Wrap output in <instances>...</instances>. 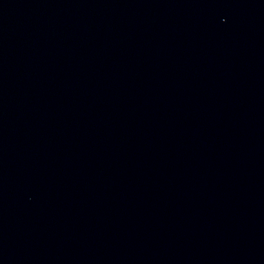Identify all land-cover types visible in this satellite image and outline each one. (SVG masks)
Segmentation results:
<instances>
[{
	"label": "water",
	"instance_id": "1",
	"mask_svg": "<svg viewBox=\"0 0 264 264\" xmlns=\"http://www.w3.org/2000/svg\"><path fill=\"white\" fill-rule=\"evenodd\" d=\"M0 264H264V0H0Z\"/></svg>",
	"mask_w": 264,
	"mask_h": 264
}]
</instances>
